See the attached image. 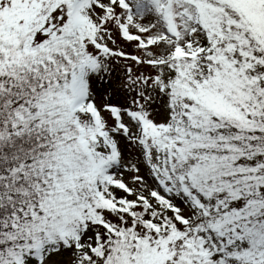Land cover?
Segmentation results:
<instances>
[{"label": "snow or ice", "instance_id": "6c2138e0", "mask_svg": "<svg viewBox=\"0 0 264 264\" xmlns=\"http://www.w3.org/2000/svg\"><path fill=\"white\" fill-rule=\"evenodd\" d=\"M0 264H264V0H0Z\"/></svg>", "mask_w": 264, "mask_h": 264}]
</instances>
